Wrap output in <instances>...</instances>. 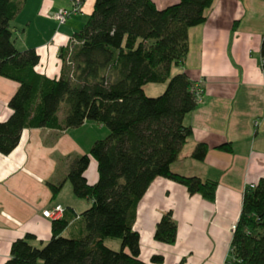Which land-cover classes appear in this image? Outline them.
<instances>
[{
    "label": "trees",
    "instance_id": "obj_1",
    "mask_svg": "<svg viewBox=\"0 0 264 264\" xmlns=\"http://www.w3.org/2000/svg\"><path fill=\"white\" fill-rule=\"evenodd\" d=\"M213 2L179 0L160 9L153 0H95L92 13L73 36L78 43L60 49V77L49 78L36 71L40 55L35 48L21 51L15 45L11 24L22 1L0 0V76L20 85L8 104L12 115L0 122V153L10 154L25 128H76L95 121L109 130L89 153L73 160L65 179L76 197L92 200L78 217L82 233L64 236L69 219L52 220L46 244H33L36 237L27 234L13 242L4 264H148L139 257L140 235L134 223L138 205L156 178L215 201L217 181L171 168L193 134L185 119L199 104L197 83L183 71H171L184 66L189 29L206 22ZM261 55L264 69V39ZM148 83H166V89L151 97L144 90ZM64 103L61 122L58 114ZM218 148L234 150L231 143ZM208 150L207 144L198 143L191 157L203 161ZM92 158L99 172L94 184L85 176ZM49 186L57 195L63 183ZM177 234L178 223L168 211L157 223L154 238L172 245ZM108 239L120 240V248L108 247ZM151 261L162 263L164 257L153 255ZM226 264H264V178L245 188Z\"/></svg>",
    "mask_w": 264,
    "mask_h": 264
},
{
    "label": "crops",
    "instance_id": "obj_2",
    "mask_svg": "<svg viewBox=\"0 0 264 264\" xmlns=\"http://www.w3.org/2000/svg\"><path fill=\"white\" fill-rule=\"evenodd\" d=\"M20 1L22 9L11 24L15 39L23 46L19 50L35 48L40 55L36 71L59 78L60 49L72 42L87 19L74 23L69 18L59 24L54 18L59 8L72 6V0ZM153 1L160 9L179 2ZM92 3L88 16L95 0ZM84 7L83 3L81 12ZM206 16L205 23L189 29L184 66H175L193 82L203 81L205 92L203 102L185 119L193 134L184 145L186 152L181 151L171 168L186 176L217 181L216 199L208 201L200 194L191 195L175 181L156 178L138 205L134 223L140 235L139 257L148 264H176L183 258L187 264H226L245 188L264 178V0H214ZM19 86L0 76V122L12 115L8 104ZM58 115L63 122L65 114L60 111ZM108 134L95 121L76 128H25L17 147L10 154L0 153V264L10 259L13 242L27 234L36 237L33 244L37 246L51 239L52 220L42 212L56 204L66 207L64 217L69 219L63 235L82 233L78 217L92 200L75 198L65 179L73 160L89 153ZM198 143L209 147L203 161L191 157ZM224 143H231L233 152L218 148ZM85 176L90 184L98 181L94 158ZM61 182V191L54 195L49 183ZM168 211L178 223L172 245L154 238L157 223ZM153 255H162L164 261L152 263Z\"/></svg>",
    "mask_w": 264,
    "mask_h": 264
},
{
    "label": "built area",
    "instance_id": "obj_3",
    "mask_svg": "<svg viewBox=\"0 0 264 264\" xmlns=\"http://www.w3.org/2000/svg\"><path fill=\"white\" fill-rule=\"evenodd\" d=\"M82 2L80 0H72V6L71 7H62L59 8L54 14V18L59 22V24H64L72 15H76L81 12L82 9ZM73 43H78L76 39H72ZM204 84L203 81L196 84L195 87V96L198 103L203 102L204 99ZM254 186V185H250ZM66 212V207H64L62 204H56L53 208L43 210L42 214L43 216L51 219V220H57L64 217V214Z\"/></svg>",
    "mask_w": 264,
    "mask_h": 264
},
{
    "label": "rangeland",
    "instance_id": "obj_4",
    "mask_svg": "<svg viewBox=\"0 0 264 264\" xmlns=\"http://www.w3.org/2000/svg\"><path fill=\"white\" fill-rule=\"evenodd\" d=\"M92 2H93V0H86L84 2L85 7H84L83 12L78 13V15L77 14L76 15H72L70 17V19H74L72 22L76 23L75 20H77V21H83V20L87 19V17H88V14L87 13H88L91 5L93 4ZM66 4H67V6L69 5L68 2H66ZM14 40L16 41V46L18 47V49H21L23 46L21 45V43H20V41L18 39H15V36H14ZM173 68L174 69H173V71L171 73H172V75H175L178 72V70H177V68L175 66ZM165 89H166V83H148L146 85V87H145L146 93L148 95H151V97H156V96L161 95L165 91ZM65 109H66V104L64 103L62 105L61 114H63V113L65 114ZM182 151L183 152H186V147H184L182 149ZM68 184H70L72 186V184L70 183V181H69ZM72 190H73V188H72ZM73 196H75V194ZM75 198H78V197H75ZM66 199H67V195H66ZM106 244H107L108 247H110L112 249H115V250H118L120 248L121 242L118 239H108L107 242H106Z\"/></svg>",
    "mask_w": 264,
    "mask_h": 264
}]
</instances>
